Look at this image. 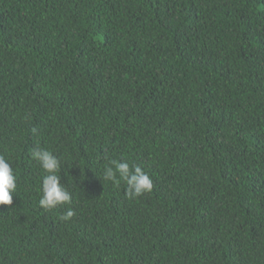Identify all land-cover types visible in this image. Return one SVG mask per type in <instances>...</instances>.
Returning <instances> with one entry per match:
<instances>
[{
	"label": "trees",
	"instance_id": "1",
	"mask_svg": "<svg viewBox=\"0 0 264 264\" xmlns=\"http://www.w3.org/2000/svg\"><path fill=\"white\" fill-rule=\"evenodd\" d=\"M34 148L71 205L40 207ZM0 155V264H264V0H0Z\"/></svg>",
	"mask_w": 264,
	"mask_h": 264
},
{
	"label": "clouds",
	"instance_id": "2",
	"mask_svg": "<svg viewBox=\"0 0 264 264\" xmlns=\"http://www.w3.org/2000/svg\"><path fill=\"white\" fill-rule=\"evenodd\" d=\"M31 156L44 173L40 186V207L46 211H51L62 205H71L72 194L61 183L62 166L60 159L47 148H34ZM103 179L116 186L123 182L126 185L125 194L131 199L150 193L153 188V181L150 176L139 165H130L126 160H109L103 171ZM16 188L17 177L13 168L8 159L0 155V205H12ZM74 215L75 211L68 207L61 219L67 221Z\"/></svg>",
	"mask_w": 264,
	"mask_h": 264
}]
</instances>
